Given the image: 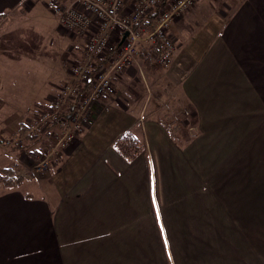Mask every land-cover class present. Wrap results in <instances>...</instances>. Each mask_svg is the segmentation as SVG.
I'll use <instances>...</instances> for the list:
<instances>
[{
    "label": "crops",
    "instance_id": "crops-1",
    "mask_svg": "<svg viewBox=\"0 0 264 264\" xmlns=\"http://www.w3.org/2000/svg\"><path fill=\"white\" fill-rule=\"evenodd\" d=\"M40 1L0 0V15ZM169 29L177 46L167 72L197 136L181 146L148 120L153 168L144 152L124 159L113 143L138 119L113 91L59 150L40 198L19 185L0 192V264H264V0H195ZM146 46L152 58L157 49ZM57 71L36 85L38 101L55 90Z\"/></svg>",
    "mask_w": 264,
    "mask_h": 264
},
{
    "label": "rangeland",
    "instance_id": "rangeland-1",
    "mask_svg": "<svg viewBox=\"0 0 264 264\" xmlns=\"http://www.w3.org/2000/svg\"><path fill=\"white\" fill-rule=\"evenodd\" d=\"M46 8V5L42 6L41 3V7L27 13L24 6H19L14 11L8 9L0 15V192L19 185L23 194L32 198L42 196L41 186L49 182L48 174L56 169L62 159L59 156L56 157L62 147L56 144L64 135L62 129L67 128L68 123L46 124L34 136H25L27 126L24 125L35 124L36 116L41 111L39 109L56 100L60 87L71 78L69 71L71 64L75 62L70 59L71 52L73 48L75 50L76 46H79L81 60L84 43L81 37V39L72 38L70 33L74 36L77 34L62 27ZM76 37L79 38V35ZM112 38L114 39L109 41L107 50L112 49L118 41L116 34ZM147 43L141 42L134 52L136 60L125 66L118 76L114 75L111 90L95 102V112L92 115L95 119L108 102L104 99L114 95L113 91H115L116 97L121 99L123 105H126L138 119L136 121L138 125L133 132L128 131L134 133L140 140L141 152L145 154L147 170H149L153 168L154 160L150 152L152 150L147 145L145 133H143L146 121L159 122L171 138L173 137L170 134H175L178 140H174L181 146L193 140L197 136L198 129L189 112L190 109L185 106L178 82L169 76L167 67L154 63L151 58L143 62L142 52L148 48ZM71 45L76 46L71 47ZM65 52H68L67 56L61 60L60 55ZM46 56L48 57L45 58ZM51 60H55L58 65L53 66ZM153 64L161 68H153ZM54 69L58 70L59 75L55 90L48 88L51 92L48 97L38 101L43 96L34 95L36 93L34 91L37 90L36 85L46 75L50 76ZM33 101H37L40 105L34 104ZM62 108L65 112L70 110L68 103ZM89 124L90 122L82 126L77 132V137ZM21 126L22 129H20ZM18 135L23 137L18 144L11 145V142H6L14 138L16 140ZM43 158L44 162H42ZM7 168L13 171V179H15L13 186H6L2 181ZM152 174L153 171L151 176ZM151 186H153L151 195L155 203L153 208L158 220L159 209L155 199L154 178ZM229 214L232 215L230 211ZM229 223L227 227L234 228V225ZM245 253L248 251L246 250ZM168 263L172 264L171 259Z\"/></svg>",
    "mask_w": 264,
    "mask_h": 264
},
{
    "label": "built area",
    "instance_id": "built-area-1",
    "mask_svg": "<svg viewBox=\"0 0 264 264\" xmlns=\"http://www.w3.org/2000/svg\"><path fill=\"white\" fill-rule=\"evenodd\" d=\"M194 1L132 0L127 8L125 0H44L62 27L83 38L82 59L71 64L70 80L60 87L56 100L39 109L35 124L24 125L27 126L25 136L37 135L46 124L68 123V127L62 129L64 135L56 146H72L78 138L77 132L85 123L92 122L95 102L111 90L114 75L136 60L134 52L141 42H149L156 47L157 53L151 58L154 63L163 67L171 64L177 45L169 31L170 24ZM151 12H155V21L149 29L141 21ZM125 31L127 35L122 39ZM114 34L119 43L112 48L113 53L107 63L98 67L97 60L105 55ZM86 83L89 88L78 97ZM66 103L70 110L65 112L62 107ZM22 139L18 135L16 140L6 142L13 145Z\"/></svg>",
    "mask_w": 264,
    "mask_h": 264
},
{
    "label": "trees",
    "instance_id": "trees-1",
    "mask_svg": "<svg viewBox=\"0 0 264 264\" xmlns=\"http://www.w3.org/2000/svg\"><path fill=\"white\" fill-rule=\"evenodd\" d=\"M155 21V12L149 13L144 20L141 21V24L144 25L147 28H152L154 26ZM137 25V24H136ZM119 43L117 41L115 43V46ZM113 53V49H109L106 51L105 55L97 60V66H102L107 63V61L111 58ZM149 59L148 57H143V62L147 61ZM153 68H161L159 65H152ZM89 88V84H83L81 87L78 97L85 92ZM40 105V104H36ZM23 127L21 126L20 129ZM173 139H176L175 134H170ZM114 149L124 158V159H133L136 157V155L142 151V144L140 140L136 137V135L130 131L124 132L122 135H120L113 143ZM4 177L2 178V181L4 185L6 186H13L15 183L13 181V171H11L9 168L6 169V172H4ZM18 183V182H17Z\"/></svg>",
    "mask_w": 264,
    "mask_h": 264
},
{
    "label": "water",
    "instance_id": "water-1",
    "mask_svg": "<svg viewBox=\"0 0 264 264\" xmlns=\"http://www.w3.org/2000/svg\"><path fill=\"white\" fill-rule=\"evenodd\" d=\"M127 35V31L123 33L122 39Z\"/></svg>",
    "mask_w": 264,
    "mask_h": 264
}]
</instances>
